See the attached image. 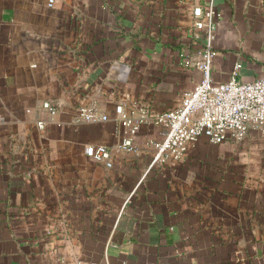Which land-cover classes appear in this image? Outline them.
Returning a JSON list of instances; mask_svg holds the SVG:
<instances>
[{
    "label": "crops",
    "instance_id": "1",
    "mask_svg": "<svg viewBox=\"0 0 264 264\" xmlns=\"http://www.w3.org/2000/svg\"><path fill=\"white\" fill-rule=\"evenodd\" d=\"M49 1L0 0V264H264V128L153 168V123L111 169L86 155L121 144L117 107L160 114L200 83L209 0ZM216 9L214 81L264 78V0Z\"/></svg>",
    "mask_w": 264,
    "mask_h": 264
},
{
    "label": "built area",
    "instance_id": "2",
    "mask_svg": "<svg viewBox=\"0 0 264 264\" xmlns=\"http://www.w3.org/2000/svg\"><path fill=\"white\" fill-rule=\"evenodd\" d=\"M57 0L49 1L53 8ZM217 0H209L206 5L194 9V29L198 38L205 36L207 46L201 53L195 67L201 73V81L186 92L180 104L160 114H154L140 108L128 113L125 106L116 109L117 122L124 129L125 136L117 147L90 146L86 155L113 168L114 158L120 153L135 154L138 148L135 139L144 125L153 123L163 128V138L150 141L154 157L151 168L170 160H183L190 147L201 139L211 144L221 145L229 140L242 142L252 129L264 128V78L253 82L238 79L241 65H238L228 83H216L212 77V68L218 56L214 49L215 19L219 16ZM51 115L57 114V108L49 102L44 103ZM81 120L87 123L107 122L109 117L97 107L81 110ZM44 129L45 124L39 123Z\"/></svg>",
    "mask_w": 264,
    "mask_h": 264
}]
</instances>
